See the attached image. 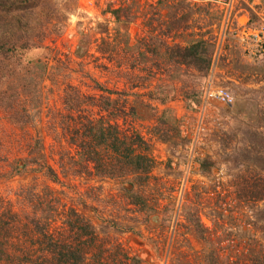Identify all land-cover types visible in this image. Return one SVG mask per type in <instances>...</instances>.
Instances as JSON below:
<instances>
[{
	"label": "rangeland",
	"instance_id": "374dc122",
	"mask_svg": "<svg viewBox=\"0 0 264 264\" xmlns=\"http://www.w3.org/2000/svg\"><path fill=\"white\" fill-rule=\"evenodd\" d=\"M108 5L130 7L134 21L127 29L132 45L141 41V53L132 56L122 51L102 58L91 51L76 58L79 30L86 32L97 22L109 23L111 17L102 15ZM251 15L254 18L249 24ZM2 17L6 22L11 18ZM21 20L28 23L25 28L43 50L22 72L19 82L3 89L6 96L16 97L12 110L0 105L3 206L20 216L31 215L38 230L42 219L50 218V235L56 239L75 235L65 225L74 219V211L94 228L92 254H99L103 244L106 256H138L142 264H205L203 256L209 252L210 240L217 237L216 244L223 246H218L221 255L230 254L231 263L236 262L235 254L244 259V237L234 228L227 237L224 229L235 222L243 226V232L248 222H255L256 213L228 208L224 203L233 197L232 183L249 180L254 174L232 164L226 167L223 159L242 147L241 140L249 131L263 126L264 45L257 43L250 29L251 24L264 23V0H234L230 6L215 0H44ZM179 20L184 21L179 24ZM53 24H60V33ZM1 31L7 30L3 27ZM200 39L215 46L207 79L202 83L200 73L191 69L188 77L176 79L175 73L185 68L180 71L169 63L163 45L184 47ZM156 86L172 87L173 100L166 105L152 101L148 94ZM70 88L92 97L102 90L107 96L110 91L114 106L109 113L82 104V111L69 113L64 100ZM188 89L201 90L202 101L195 111L185 107ZM222 91L230 97L227 104L216 97ZM131 108L134 111L129 114ZM164 110L176 120L177 131L170 128L168 118L159 126ZM86 115L103 116L122 133L136 132L144 139L153 161L145 184L100 178L93 165L80 158L71 132ZM231 131L238 136L225 151L224 133ZM166 137L170 139L164 141ZM206 157L214 158L219 167L208 178L199 171L200 160ZM27 160V167L17 172ZM47 165L53 174L48 173ZM218 180L223 188L217 190L214 183ZM27 196L33 200V210ZM185 205L194 208L207 227L205 240H199L185 221ZM258 206L263 208L264 203ZM220 208L225 217L218 220L215 210ZM22 232L28 234L25 229ZM26 234L19 231L16 236L27 242ZM255 236L264 243V232L257 231ZM220 237L223 243L217 242ZM238 264L248 263L241 259Z\"/></svg>",
	"mask_w": 264,
	"mask_h": 264
},
{
	"label": "trees",
	"instance_id": "16d2710c",
	"mask_svg": "<svg viewBox=\"0 0 264 264\" xmlns=\"http://www.w3.org/2000/svg\"><path fill=\"white\" fill-rule=\"evenodd\" d=\"M44 3V0H0V105L3 108L13 109V96H6L3 89L6 85L19 82L21 74L28 65L35 61L38 51H42L43 47L35 42L32 36L25 28L28 23H23L21 18L34 13ZM10 16L9 22L3 19V15ZM103 16H110L109 23L97 22L93 24L88 31L79 30V41L75 50V56L82 59L90 54L91 51L103 57H113L117 52L133 53L138 51L141 41L136 45H132L130 34L127 26L134 21L133 13L130 7L110 8L108 5L103 11ZM254 18L251 15L249 24ZM184 21V20H183ZM183 21L179 20V24ZM112 24V27L109 25ZM252 25L255 29L257 26ZM7 31H1L2 28ZM53 29L60 33V24H53ZM164 54L169 63L175 65L177 70L185 68L184 72L175 73V78L182 80L188 77L189 69L200 73L202 83L207 79L213 64V56L215 46L209 40H196L182 47L179 45L168 44L163 45ZM144 55V54H142ZM181 71V70H180ZM101 91V88H99ZM71 91V92H70ZM66 93L64 100L65 108L69 113L82 111V104H86L90 108L98 107L104 112H109L113 108L115 101L111 98L112 92L104 96L105 91L99 96H85L76 90L70 88ZM148 97L159 105H166L174 98V89L172 87L156 86L154 90L149 92ZM185 107L188 111H195L199 108L202 95L201 90L188 89L184 92ZM91 110H89L90 113ZM131 111V112H130ZM129 114L133 113L131 108ZM15 114H17L15 112ZM13 117V113L11 115ZM72 116V114L70 115ZM170 122V128L174 131L178 130L176 120L169 115L168 110H164L159 119L160 126ZM263 126L260 130H252L247 133L241 140L242 147L234 152L225 154L223 159L225 166L232 164L244 171L252 172L254 176L241 182L232 183L230 185V193L233 197L229 198L224 205L225 207H239L240 211L247 208L252 215L256 213L255 222H248L243 232V226L235 222L230 223L229 229H224L228 236L233 233V228L237 233H241L245 239L244 247L247 249L245 258L240 254H235L236 262L231 263L230 254H220L219 244L212 237L209 243V252L204 254L205 264H238L241 259L248 264H264V243L256 238L257 231L264 232V207L259 208L258 204L264 203V117ZM13 122L19 126L22 124L16 120ZM79 124L74 125L71 132V140L78 150V155L87 164H92L95 174L100 178L107 179H128L134 184H145L153 166V161L147 154V144L144 139L136 132L124 134L121 132L117 124L111 123L103 116L95 118L86 115ZM159 134L161 128L155 127ZM226 138L222 144L224 149L228 147L229 141L236 139L238 132L231 131L224 133ZM170 139L163 138L164 141ZM39 144H37V147ZM40 148V146H39ZM236 152H238L236 154ZM235 153V154H234ZM27 162V163H26ZM29 160L23 163L18 169L24 170ZM217 161L214 158L206 157L200 160L199 171L208 178L213 170L218 169ZM48 173H52V169L47 165ZM228 169V168H227ZM217 171V170H216ZM215 188H223L222 182L215 181ZM226 197V196H224ZM135 200L139 199L134 196ZM30 209L35 208L33 200L27 196ZM35 201V200H34ZM137 203V201L135 202ZM50 205V204H49ZM215 213L218 220L224 219V211L222 208L216 209ZM74 216L73 220H67L66 226L70 233L75 234L72 238L59 236L54 238L50 235L49 226L50 218L42 219L40 230L34 218L31 215L14 212L9 206H3L0 202V264H142V259L138 256L129 258L127 254H109L105 255L101 250L99 254H92L91 249L95 244L94 228L82 216L71 211ZM182 215L190 226L192 232L197 235L199 240H205L204 234L207 231L197 212L192 207L183 206ZM71 216V215H70ZM22 220L25 222L22 223ZM215 227L220 226L214 224ZM25 229L28 234L23 233ZM21 231L22 236H26L29 240L24 242L20 237L16 236ZM224 232H222L224 234ZM226 240L227 241V238ZM223 237L218 238L217 242L223 243ZM70 240L72 242H70ZM36 241V243L34 242ZM32 242V243H31ZM225 243V242H224ZM229 242L227 241L226 244ZM36 246L34 250H30L26 245ZM36 244V245H35ZM220 247V246H219ZM223 249V246L220 247ZM225 248V247H224ZM31 252H30V251ZM25 254V256L16 255ZM244 255V254H243ZM247 255V256H246Z\"/></svg>",
	"mask_w": 264,
	"mask_h": 264
},
{
	"label": "built area",
	"instance_id": "2783aa9c",
	"mask_svg": "<svg viewBox=\"0 0 264 264\" xmlns=\"http://www.w3.org/2000/svg\"><path fill=\"white\" fill-rule=\"evenodd\" d=\"M215 1L227 4L228 6H230V4H232L234 0H215ZM250 32H251L250 35L254 37L257 43L264 45V23H262L260 26H258L255 29H250ZM216 97L225 104L229 103L230 101L229 95L224 91L217 93Z\"/></svg>",
	"mask_w": 264,
	"mask_h": 264
},
{
	"label": "bare ground",
	"instance_id": "6f19581e",
	"mask_svg": "<svg viewBox=\"0 0 264 264\" xmlns=\"http://www.w3.org/2000/svg\"><path fill=\"white\" fill-rule=\"evenodd\" d=\"M148 255V254H147ZM145 256V255H144ZM147 257V256H146ZM144 258V257H143Z\"/></svg>",
	"mask_w": 264,
	"mask_h": 264
},
{
	"label": "clouds",
	"instance_id": "9594fccd",
	"mask_svg": "<svg viewBox=\"0 0 264 264\" xmlns=\"http://www.w3.org/2000/svg\"><path fill=\"white\" fill-rule=\"evenodd\" d=\"M257 28V27H256Z\"/></svg>",
	"mask_w": 264,
	"mask_h": 264
}]
</instances>
